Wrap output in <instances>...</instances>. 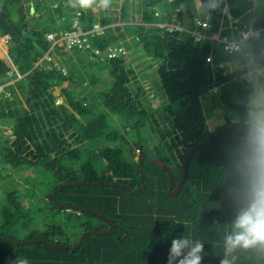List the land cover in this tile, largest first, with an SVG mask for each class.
<instances>
[{"label": "trees", "instance_id": "1", "mask_svg": "<svg viewBox=\"0 0 264 264\" xmlns=\"http://www.w3.org/2000/svg\"><path fill=\"white\" fill-rule=\"evenodd\" d=\"M193 1L117 0L103 8L97 0L93 12L69 0H0L1 46L20 76L16 78L0 58V83L8 76L14 78L0 102V123L11 130V137L0 133V168L40 166L50 172L51 185L55 184L43 195L44 207L32 210L33 219L22 220L25 226L32 221L28 240L48 244L14 238L22 242L15 246L0 238V264L18 258L29 264H167L176 238L203 244L201 264L224 260L264 264V246L229 252L225 243L235 217L250 200L249 131L229 124L250 127L256 118L247 109H264V94L254 88L258 73L264 75V0H196L197 7ZM32 12H39L44 21L32 20L30 26ZM75 18L83 31L93 23L100 29L81 35L86 39L81 50L72 48L69 56L57 53L56 62L46 60L45 33L57 35L69 29ZM126 19L131 21L125 24ZM158 23L180 28L167 29ZM246 30L255 32L239 52L230 55L209 39L215 35L236 40ZM193 32L202 39L196 40ZM113 45L124 52L108 58L105 49ZM57 50L59 46H53L48 55ZM76 64L96 70L91 78L94 86L99 77L109 78L100 90L89 89L88 100L80 92L68 95L78 86ZM247 72L251 80L245 77ZM63 82L67 84L61 86ZM56 85L62 98L58 103L52 94ZM227 110H233L239 121L233 122ZM111 113L127 128L126 140L116 131ZM209 133L215 134L197 146ZM151 134L158 140L150 145L146 136ZM99 139L100 145L95 144ZM141 139L148 141L141 143ZM120 141L125 142L126 153ZM158 144L165 147L155 148ZM133 148L145 157L141 175L132 159ZM191 150L183 182L170 196L165 172L147 162L148 154L169 167L175 184ZM59 156L65 165L58 162ZM76 182L77 186L56 191L62 184ZM140 185L142 189L135 190ZM80 188L86 190L72 191ZM53 190L56 202L104 215L113 224V233H90L104 231L106 222L55 206L49 197ZM94 195L98 199L92 205L98 208L91 205ZM0 212L3 226H10L17 207L9 201ZM48 212L52 219L45 223ZM70 215L85 219L70 221Z\"/></svg>", "mask_w": 264, "mask_h": 264}, {"label": "rangeland", "instance_id": "2", "mask_svg": "<svg viewBox=\"0 0 264 264\" xmlns=\"http://www.w3.org/2000/svg\"><path fill=\"white\" fill-rule=\"evenodd\" d=\"M114 1L117 2V0H111V2H114ZM193 3L197 7V5H196L197 1L195 0V1H193ZM96 6L95 5L91 6V9L93 12L96 11ZM29 15H33V18L32 19L29 18V20H28L30 26H33L32 20H34L38 24H40V22L44 21V17L39 18V12H35V13L32 12V13H29ZM125 21L127 22L125 24H128L131 20L126 19ZM157 25L162 26V23H158ZM0 49L3 53V57H0V58L3 59L5 62L9 63L8 57L6 56L5 52L1 48V41H0ZM69 50L70 49H64L63 47H59V50L52 51L51 54L48 55V59H47V57H45V59L50 60L52 62H56L57 60L55 59V54L60 53V52H64L66 56H69L70 52H67ZM242 57H245V55L242 54ZM88 65H90V64H88ZM102 68H103V66H102ZM83 70H84V67L82 64H76L75 68L73 69V71H74L73 73L75 75V79L78 80V86L76 88L69 89L70 93L68 95L73 97L74 93L80 92L79 96L85 100H88L90 97V94H88L89 89H92V92L100 90L101 86L105 85L109 81V78H107L106 80H103L102 77H99L98 82H96L95 86H94L91 84V78H93L92 74L95 73L96 70H94L93 67L88 68V66L84 71ZM60 71L61 72L64 71V74H65L64 69H60ZM251 75H250V73L247 72V74L245 75L247 80L252 79ZM258 75H259V79H258V82L254 81L255 82L254 88H255V91L257 93L264 94V75H262L260 73H258ZM8 77H11V78L8 79L9 81L6 83V85L12 83V81L14 80V78H12V76H8ZM66 84H67V82H63L61 84V86H64ZM5 90H6V88H5ZM58 90H59L58 85H56L52 90V94L54 96H56L55 101L57 103L60 102V96L57 93ZM8 99H9V97H8ZM93 99H94V102L99 107H101V105L99 104V101H98V97H94ZM147 99H149L148 93H147ZM14 101L17 104L18 98L15 99ZM247 111L253 118H257L258 114L264 113V109H262V110L255 109L254 110L251 107L248 108ZM222 113H224V112L220 111L221 115H222ZM227 114L230 115L233 122L239 121V120H237L238 118H236V113L233 110H227ZM156 116L158 119H160L158 112L156 113ZM110 117H111V119L114 120L113 123H114L116 131H118L122 135H125V138L123 140H126L127 128L126 127L124 128L121 125V122L119 120L118 115L111 113ZM215 123H218V122L215 121ZM229 125H241V124L231 123ZM252 126L253 125L250 124V127H247V128H249L251 130ZM129 137H132V136L128 135V139H129ZM146 138L149 141L148 140L144 141V140H142L143 139L142 138L141 143L148 141V143L151 145V144H154V142H157V140H158V138L154 134L147 135ZM100 143H101L100 139L95 141V144H97V145H100ZM119 143H120V149H122V152L126 153L125 149H127V148H126L125 142L120 141ZM159 146L165 147V145H159L158 144V145H156L155 148H157ZM93 150H94V152L96 151L98 153L97 149H93ZM132 151H133L132 159L136 164H138V162H137L138 156L142 152L139 149H134V148L132 149ZM148 156H151V157L150 158L147 157V160H155L157 158V157L152 156L151 154H148ZM57 160L61 165L66 164V162L63 160V156H59ZM155 165H157L158 170L163 171V168H161L159 166V164H155ZM20 175H23L26 177H22L20 179L19 178ZM51 182H52V180L50 177V172L45 170L44 168H42L40 166H37V167L30 169L28 167V165L25 164L21 170H18V169H16V170H14V169L5 170L4 168H0V210H1L2 206L9 204V201H12L13 204L17 207L16 216L14 217L12 224L10 226H3L1 212H0V238L1 239L7 240L9 242H11V239H14V238H17L18 240L29 241L28 240L29 239L28 230L31 228L30 225L32 224V221H29L28 224L25 226L23 224V221H22L23 217L28 216L30 219H33L34 212L32 210L34 209L35 211H37L38 207H41V208L44 207L42 204L43 195L45 193H47L48 191H50L52 189V187L55 185V184L51 185ZM72 187H74V186H72ZM34 189H36V191ZM84 190H86V189L80 188V189H73L72 191L75 193H81ZM13 191H14V193H13ZM8 195L9 196L12 195L13 199H8V197H7ZM95 196L96 195H94L92 198L91 205L94 203V201H96L98 199V197H95ZM79 202L84 203L81 200H79ZM34 204H39V205L34 207L33 206ZM92 206L94 208H98L97 204H94ZM64 216L67 217L68 214L64 213ZM51 219H52V215L49 212L46 213V215L43 217V221L45 223H49V221ZM80 219H85V218H83L82 215H76V216L70 215V221H75V220H80ZM105 225H106L105 231H109L110 227H108L107 223H105ZM17 234L19 237H17Z\"/></svg>", "mask_w": 264, "mask_h": 264}, {"label": "clouds", "instance_id": "3", "mask_svg": "<svg viewBox=\"0 0 264 264\" xmlns=\"http://www.w3.org/2000/svg\"><path fill=\"white\" fill-rule=\"evenodd\" d=\"M69 3L73 6L79 5L80 7H91L97 3V0H69ZM98 3L101 7L107 8L110 5L111 0H98ZM254 32L255 31L249 32L246 30L240 34L239 38L236 40H243V44L236 52H239V50L243 48L247 42H249V39L253 36ZM8 64L14 71L15 69L11 65L10 61ZM8 81L9 80H6L5 83ZM249 142L250 156L248 163L251 168L250 200L247 206L242 208L235 217L233 221V232L225 238V243L229 252L238 247L249 248L254 246H264V113L258 114L254 125L249 131ZM11 169L16 170V168ZM52 192H54V190ZM70 209L73 208L66 207V210ZM74 210H77V207ZM80 211L83 210H77V213H81ZM92 232L93 231H90V233ZM11 241L13 242V245L14 242H20L13 239H11ZM185 249H188L186 253L184 252ZM202 251L203 244L199 241L193 244V242L187 238L173 239L169 249L167 264H173L174 261L175 264H201ZM12 264H29V261L27 259L18 258L17 260L13 261ZM221 264H229V262L224 260L221 262Z\"/></svg>", "mask_w": 264, "mask_h": 264}, {"label": "built area", "instance_id": "4", "mask_svg": "<svg viewBox=\"0 0 264 264\" xmlns=\"http://www.w3.org/2000/svg\"><path fill=\"white\" fill-rule=\"evenodd\" d=\"M79 15V12H75V16ZM162 26H164L167 29H171L173 27L176 28H180L179 25H174V24H166L163 23ZM100 29L99 25L97 23H93L91 25V28L88 30H81V28L79 27L78 21L77 19H73L72 23H71V27L67 30H61L57 33V35L53 34L51 31L47 32L45 34V39L48 41L49 46L47 48V50L45 51L43 57H47L48 59V52L53 48V46H59V47H65L67 49H80L82 47L86 46V39L85 37L82 38L81 35H85L87 33H94V32H98ZM194 35V38L196 40L198 39H202V37L197 34V33H192ZM209 39L214 41L220 48V50L225 53V54H233L234 52H236L241 45L243 44V40H236V41H232V40H228L226 37H217L215 35L209 36ZM94 54H97L96 50L92 51ZM106 52V56L108 58H113L115 56H117L120 53H123V47L121 46H108L105 49ZM42 57V58H43ZM91 58V57H90ZM206 61L210 60L209 55H207V57H205ZM14 73L16 75V77H20L17 72L14 70ZM6 96V92L4 91V86L0 85V101L1 98ZM10 126V125H9ZM0 133L2 135H8L9 137H11V130H9V128H7V125H2L0 123Z\"/></svg>", "mask_w": 264, "mask_h": 264}, {"label": "water", "instance_id": "5", "mask_svg": "<svg viewBox=\"0 0 264 264\" xmlns=\"http://www.w3.org/2000/svg\"><path fill=\"white\" fill-rule=\"evenodd\" d=\"M4 51V50H3ZM6 54V53H5ZM235 127H240V128H242V129H245V131H250V129L249 128H246L245 126H242V125H234ZM215 133H209V135H206L204 138H202L199 142H198V144H197V146H199V145H201L208 137H211L212 135H214ZM193 150V149H192ZM192 150L189 152V153H187L186 155H185V157H184V159H183V164H182V170H181V175L179 176V179H178V181H177V183L175 184V186L173 187V177H172V174H171V172H170V169H169V167H167L166 165H164L162 162H161V160L159 159V158H156L155 160H147V162H150V163H153V164H159V166L161 167V168H163V171L165 172V174H166V178H167V194L168 195H174V194H176L177 192H178V190H179V188H180V186H181V184H182V182H183V179H184V176H185V169H186V162H187V160H188V158H189V156H190V154H191V152H192ZM142 156H144L143 155V153H140V155L138 156V160H137V162H138V165H139V167H138V169H139V173H140V175H141V168H142ZM140 180H142V178L140 177ZM79 183L78 182H76V183H72V184H62L60 187H58L57 189H56V191H59L60 189H62L65 185H67V186H72V185H75V186H77ZM97 185L99 184V183H96ZM96 184H92V185H96ZM100 184H104V185H109V186H120V187H124V188H126L124 185H121V184H118V183H106V182H103V183H100ZM142 189V185H140L137 189H135V190H138V191H140ZM54 194H55V191L54 192H52L51 193V195H50V199L53 201V203H54V205L55 206H58V207H67V208H73V209H76V207L75 206H72V205H70V204H68V203H64V202H56L55 200H54ZM80 212H82V213H85V214H89V215H92V216H97V217H99V218H101V219H103L105 222H107L108 224H109V227H110V230L109 231H103V232H92V234H95V235H104V234H107V233H113L112 232V228H113V224H111V221L109 220V219H107L106 217H104V216H102V215H100V214H97L95 211H93V210H83V211H80ZM34 241H36V242H43V243H45V244H48V242L47 241H41V240H38V239H34V240H30V242H34ZM29 242V241H28ZM19 244H22L21 242H14V245H19Z\"/></svg>", "mask_w": 264, "mask_h": 264}, {"label": "crops", "instance_id": "6", "mask_svg": "<svg viewBox=\"0 0 264 264\" xmlns=\"http://www.w3.org/2000/svg\"><path fill=\"white\" fill-rule=\"evenodd\" d=\"M95 6H96V4H94ZM91 8V7H90ZM92 10V9H91ZM256 39H258V37H256L255 38V40ZM64 49H67V48H65V47H63ZM67 52H70L69 54H71V51L69 50V51H67ZM3 84H4V82H3ZM57 93H58V91H57ZM62 101V98L60 97V102ZM23 105V104H22ZM24 106V108H25V105H23Z\"/></svg>", "mask_w": 264, "mask_h": 264}, {"label": "flooded vegetation", "instance_id": "7", "mask_svg": "<svg viewBox=\"0 0 264 264\" xmlns=\"http://www.w3.org/2000/svg\"><path fill=\"white\" fill-rule=\"evenodd\" d=\"M47 33V32H46ZM45 33V34H46ZM44 38H45V35H44ZM46 40V39H45ZM47 41V40H46ZM48 42V41H47ZM48 46H49V44H48ZM1 48H2V46H1ZM48 48V47H47ZM0 85H3L4 87H6L7 85H6V83H5V81H4V84H3V82L2 83H0ZM176 184V183H175ZM175 184H173V187L175 186Z\"/></svg>", "mask_w": 264, "mask_h": 264}, {"label": "bare ground", "instance_id": "8", "mask_svg": "<svg viewBox=\"0 0 264 264\" xmlns=\"http://www.w3.org/2000/svg\"><path fill=\"white\" fill-rule=\"evenodd\" d=\"M0 57H3V53H2V51H1V49H0Z\"/></svg>", "mask_w": 264, "mask_h": 264}]
</instances>
